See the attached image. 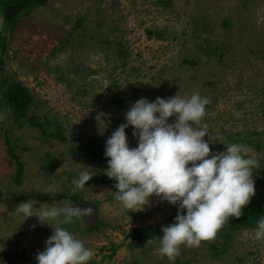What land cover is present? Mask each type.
<instances>
[{
    "label": "rangeland",
    "instance_id": "1",
    "mask_svg": "<svg viewBox=\"0 0 264 264\" xmlns=\"http://www.w3.org/2000/svg\"><path fill=\"white\" fill-rule=\"evenodd\" d=\"M7 45L0 52V97L7 82H20L34 97L29 115L56 119L67 141L51 142L1 105L0 264H37L53 235L38 218L15 213L32 200L37 208L55 202L87 212L66 226L93 250L88 264H264L256 228L232 229L227 241L182 246L169 261L159 243L134 246L131 234L171 225L179 205L153 196L144 210L130 211L114 198L116 181L76 192L71 185L81 165L103 176L108 162H90L83 154L92 146L105 154L107 139L127 123L136 101L198 92L209 100L202 122L223 138L210 143L212 153L228 143L246 145L260 165L253 169L249 205L264 203V0H51L21 20ZM133 132L126 129L130 148L138 147ZM9 145L24 164L19 187ZM71 146L83 147L82 156H71ZM73 194L91 204L72 201ZM214 243L223 251L218 256Z\"/></svg>",
    "mask_w": 264,
    "mask_h": 264
},
{
    "label": "clouds",
    "instance_id": "2",
    "mask_svg": "<svg viewBox=\"0 0 264 264\" xmlns=\"http://www.w3.org/2000/svg\"><path fill=\"white\" fill-rule=\"evenodd\" d=\"M208 104V98L198 92L183 97L179 92L154 102L141 98L126 112L127 123L106 141L108 168L102 171L117 182L115 200L130 211L144 210L153 196L179 205L174 223L162 227L161 236L151 235L146 241V245L159 243L158 252L169 261H175L182 246L198 248L213 240L230 218H241L255 195L253 169L260 165L249 156L246 145L228 143L225 151L212 153L210 143H222L223 138L210 133L202 122ZM170 118L174 123H169ZM128 127L134 128L136 148L129 147ZM81 166L71 181L73 192L83 190L100 171ZM15 213L36 217L42 226L53 229L45 250L35 257L37 264H88L94 256L92 249L61 226L81 219L85 210L58 207L55 202L37 208L32 200L17 205ZM254 238L264 240V215L256 222Z\"/></svg>",
    "mask_w": 264,
    "mask_h": 264
},
{
    "label": "trees",
    "instance_id": "3",
    "mask_svg": "<svg viewBox=\"0 0 264 264\" xmlns=\"http://www.w3.org/2000/svg\"><path fill=\"white\" fill-rule=\"evenodd\" d=\"M51 0H0V52L2 55L6 53L7 50V36L9 33H12L19 26L21 20L25 17L30 16L34 10L45 7ZM160 4V3H159ZM163 5V4H162ZM227 25V24H226ZM153 32H149L151 35ZM119 55L124 56V52L119 50ZM0 64H3L0 61ZM195 64V62H191ZM7 88L2 93L0 97V107L3 106L10 111L16 122L25 121L30 124L31 128L36 129L41 133L43 137H47L51 142L54 139L59 141H67V137L64 135V132L60 125H57V120L54 119V122L49 121V117L45 116V122L41 121L40 118L36 116H30L29 112L34 103V97L30 93V90L23 86L20 82H7ZM56 124L54 126L53 124ZM92 146V145H91ZM93 149L86 151L83 154V157L87 161L98 163L100 160L107 161L108 158L106 154L100 152L96 147L92 146ZM9 154L11 160L16 163L17 171L14 175V185L19 187L24 181V164L20 161L18 155L15 154L11 145H9ZM83 147L81 146H71L69 147V153L73 157H81ZM102 183L109 184L110 182H115L114 180L109 179L106 175L103 174L102 177H93L88 184L91 183ZM70 199L76 203H86L82 198L77 194L70 196ZM264 215V203H251L243 209V215L241 218H230L229 222L224 225V227L217 233L215 239H223L227 241L230 239V233L232 229H253L256 228V222L260 217ZM174 223V222H173ZM172 223V224H173ZM168 226V225H167ZM72 232L71 228L68 226H62ZM160 226H155L149 228V232H145L140 229H135L132 235V243L134 246H141L152 236H161ZM212 249L215 252V255L218 256L223 251L218 249L217 244L211 245ZM112 258V255L108 257Z\"/></svg>",
    "mask_w": 264,
    "mask_h": 264
}]
</instances>
